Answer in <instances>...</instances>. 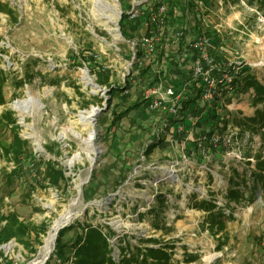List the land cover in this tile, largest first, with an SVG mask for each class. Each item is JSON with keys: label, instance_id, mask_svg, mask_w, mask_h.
Wrapping results in <instances>:
<instances>
[{"label": "rangeland", "instance_id": "1", "mask_svg": "<svg viewBox=\"0 0 264 264\" xmlns=\"http://www.w3.org/2000/svg\"><path fill=\"white\" fill-rule=\"evenodd\" d=\"M1 1L12 11L0 7V59L8 77L0 112H14L31 153L14 185L8 187L0 179V209L14 210L36 225L45 223L47 230L40 237L32 233L28 246L14 238L0 245V264H27L37 255L54 219L69 209L73 217L60 227L72 226L63 236L67 248L84 234L85 226H99L120 264L132 254L142 259L152 246L167 250L172 264H264V196L253 175L256 157L264 156V128L253 133L242 127L233 140L225 130L220 133L226 137L225 145H213L203 153L206 114L197 126L188 121L179 130L181 117L165 125V111L154 112L145 103L133 107L145 83L138 75L135 45L123 35L120 22L124 12L149 0ZM154 1L144 6L150 14ZM200 11L204 33L217 36L230 56L238 52L243 62L239 76L249 65L264 84V0H212ZM155 20L154 16L151 24ZM161 39L172 57L177 40L170 35L165 39L163 28L154 42ZM83 49L103 58L110 84L121 88L113 92L110 107L104 91L110 87L96 81V74L79 57ZM165 55L153 65L162 76L169 75ZM85 77L98 89L87 85ZM126 79L131 82L128 88ZM236 94L231 96L228 90L219 109L239 118L253 115L254 88ZM97 96L104 97L101 104L93 102ZM94 106L106 109L87 126L82 111ZM113 109L128 114L110 127L117 115ZM2 136L13 137L10 129ZM151 140L160 142L146 155ZM91 145L98 151H92ZM49 159L65 170L67 181L59 187L45 177ZM13 167V161H0L2 173ZM166 168L174 169L178 178L166 176ZM230 187L241 188L244 195L230 197ZM160 195L166 203L154 209ZM210 202L215 206L211 212L199 206ZM220 208L226 224L214 233L210 214H218ZM55 250L49 264H73V258L66 262L57 258ZM66 252L72 254L71 249ZM190 255L195 259H188Z\"/></svg>", "mask_w": 264, "mask_h": 264}, {"label": "trees", "instance_id": "2", "mask_svg": "<svg viewBox=\"0 0 264 264\" xmlns=\"http://www.w3.org/2000/svg\"><path fill=\"white\" fill-rule=\"evenodd\" d=\"M202 1L204 6L212 2V0ZM151 3L152 0H149L141 4L138 7L141 13L134 19H130L126 12L123 13L120 26L123 35L127 39H130V41L138 39V37L143 34V30H149L152 27H155V24H151V14L148 12V7H144L146 4L149 6ZM153 3V11H156L161 3H165L167 5V11L165 13V39H167L169 35L175 38L177 40L178 48L172 52L173 57H171V54L165 52L166 41L164 39H161V42L156 44L154 52L151 55L152 58L150 62L140 65L141 69L138 75L141 76L140 78H143L141 81L142 83H145V88L157 83L160 78H166L167 81L173 82L176 87H180L181 83L183 84L185 82L184 80H187L189 82L188 89L182 98L183 111L187 108L192 110L194 106H198L201 109L205 108L207 112L205 111L203 115L206 114L207 127L204 128V130L208 133V135L217 131L223 132L227 128L233 126H235L237 129L246 127L247 129L252 130L253 133L261 131L264 128V84L260 82L255 73L251 70V67H249V65L244 67V75L237 77L235 81L232 82V86L222 91L221 95L226 94L228 90H231V96H235L237 95V92L247 90L252 86L254 88L253 105L255 107L253 115L245 114L242 118L234 115H231L230 118L221 117L222 111L219 109V105L217 104L218 102L212 106L205 105L201 107L198 92H200L202 84H200L199 79L193 80L192 78L185 77V66L183 62L189 59V57L187 55L185 56L184 54V46L186 45L188 38L204 33L202 24V21L204 20V13L200 10H195L194 0H186L185 2L184 0H155ZM3 5L4 3L0 0V7L3 8L2 10L5 12L12 11L7 4L6 7ZM191 16L193 17V20H190ZM145 23H148V25H145ZM133 27L135 29H133ZM212 41L213 51L216 55V50L218 49V46L221 44V42L219 38L217 36L214 37L213 34ZM136 54V59H140L142 52L137 46ZM165 54H169L168 56L172 58V61L168 67L169 75L167 76L165 73V76L163 77L161 76L162 71L156 73L153 69V65L154 63H157L156 61ZM79 57H82V60L89 65L90 70L96 74V81L99 84L110 87V90L107 91V103L110 107L112 105V99L114 96L113 92L119 87H117V85L114 87L112 84H110L111 76L109 73H107V69L103 65V58L99 57V54L95 51L87 49L81 50ZM7 79L8 77L6 71L2 68L0 59V106L6 102L4 86L7 82ZM130 86L131 82L126 79L125 88ZM139 99L140 101L136 102L133 107L137 108L144 103L147 105L143 91L139 95ZM103 100V96H97V99L93 102L95 104H101ZM260 103L262 106H259ZM211 111H214V113L211 114ZM113 112L117 113L116 109H113ZM126 114H128V111L119 112L117 115H114L109 126L112 127L115 125ZM169 120L173 123L177 120V118L169 116ZM8 129L11 130L13 135L11 140H8L2 136ZM19 129L20 124L17 122V117L12 110L7 109L0 112V161L6 158L9 161L14 162V167L12 169L5 170L3 173L0 171V179H5L6 186L8 187L14 185L16 179L20 175V170L24 168L26 160L31 153L30 142L28 139L21 136ZM262 138H264V132H262ZM159 142L160 140L157 142L155 140H151L145 150L146 155L152 153V151L158 146ZM45 162V177L49 178V184L59 187L62 181H67L65 170L62 166H60L59 162L52 159L46 160ZM253 175L260 183L264 196V156L258 155L256 157V167ZM235 183L233 185L237 186L238 183ZM228 195L230 197L240 198L244 195V192L241 188L236 187V189H234L232 187L229 189ZM163 197V195H160L158 204H156L154 209H162V204L166 203L165 200H163ZM1 201H4V196L1 197ZM199 206L205 207V209L210 210V212L215 207L211 202L201 203ZM220 210L221 212L218 211V214L214 212L210 214L209 225L213 229L214 233L223 230L226 224V220L224 219L223 215L224 211L222 208H220ZM71 227L72 226H65L59 230L55 246L56 250L54 252L57 255V258L64 262L73 258V264H120L113 259L111 255L112 249L110 248L107 238L103 235V232L99 226L90 224L85 226L84 234L81 233L77 240H75L71 246L67 248V245L63 241V236ZM46 230L47 228L45 223L36 225L21 219L19 214L14 210H9L8 212L4 213L0 209V245L5 244L14 238L20 243L28 246V237L32 233H35L36 237H40V234L46 233ZM150 240L153 241L156 239L150 238ZM66 249H71L72 254H67ZM0 254L3 255V252L0 251ZM170 257L171 254L163 247L156 248L152 246L147 247V253L142 259L139 260L138 256L135 257V254H132L130 257L124 256L123 262L121 264H172ZM188 259H195V256L190 255V258ZM47 264H49V261H47Z\"/></svg>", "mask_w": 264, "mask_h": 264}, {"label": "built area", "instance_id": "3", "mask_svg": "<svg viewBox=\"0 0 264 264\" xmlns=\"http://www.w3.org/2000/svg\"><path fill=\"white\" fill-rule=\"evenodd\" d=\"M185 1L186 0H184V2ZM194 4V8L196 11L203 9L204 7L202 0H194ZM166 11L167 5L165 3H161L156 11L152 10L151 22L152 18H154L155 16V27H152L151 29L146 31L148 33L144 32L143 34H141L137 40L131 41L135 45V56H137L136 46L142 52L140 59H137L139 65L144 64L148 57L153 54L156 46V43L154 42V40L156 39V34H158L162 30V28L163 32L165 31ZM126 13L128 14L130 19H134L141 12L138 7H133V9L129 10L128 12L126 11ZM190 20H193L192 16L190 17ZM146 24L148 25V23ZM139 42L141 44H139ZM144 51H146L150 55L145 54ZM216 52L217 54L215 55L213 51L212 36L206 33H201L199 35L188 38V41L184 46V54L185 56L187 55L189 57V59L183 62L185 66L184 74L186 78L200 80V84L202 85L200 92H198V97L201 107L205 105L212 106L217 102V104H219L222 100V96L224 98L227 97L226 94L221 95L222 91L225 90L224 88H230L232 86V82H234L240 74V68L243 62L242 59H240V56L236 55L238 52H235L234 56H230L228 49L224 43H221L218 46ZM167 57L169 58V61L171 63L172 58H170L168 55ZM184 81L185 82L183 84L181 83L180 87H176L173 82L167 81L166 78H160L157 83L146 87L143 91L144 97L147 100L146 103L150 110L154 112L163 110L166 112V119L168 121L165 123V125L170 123L169 116L175 117L177 118V120L178 117H181L179 119V122H181L179 124V130L181 128L184 130V127L185 125H187L188 121L192 123L194 127L197 126V122L201 119L203 113H205L206 111L205 108L201 109L198 106H194L192 110L190 108H187L183 111L182 98L184 97L189 85V82L187 80ZM225 105L228 104L225 103ZM221 111V117H231V114H229V112L227 114L228 110H226L225 108H223V110ZM226 130L229 131V134L233 140L236 137V132H238L237 128L233 126L227 128ZM187 131H189V129ZM224 131L213 132L210 135H208V133L204 131L205 135L203 136V139L205 140V148L203 149V153L206 151L205 149L212 147L213 145H225V142L223 140L226 137L223 136L224 134H220L224 133Z\"/></svg>", "mask_w": 264, "mask_h": 264}, {"label": "bare ground", "instance_id": "4", "mask_svg": "<svg viewBox=\"0 0 264 264\" xmlns=\"http://www.w3.org/2000/svg\"><path fill=\"white\" fill-rule=\"evenodd\" d=\"M109 19L111 21H113V22H116L111 17ZM115 39H118V35L115 36ZM85 83L87 85L93 86V88H95V89H98V86L89 77H85ZM15 106L17 107V109L19 111L21 110L23 114L25 113V110L23 109V107L21 105L16 103ZM98 113H99L98 109L95 106L91 107L90 109H86V110L82 111V116L86 119L87 126L88 125L90 126L92 124V122L95 121ZM90 133H91L90 136H92L94 131L91 130ZM80 137H82V136L80 135ZM84 139L86 141V138H84ZM91 146H92L91 147L92 151H94V152L98 151L97 146H95V145H91ZM92 160H93V157H92ZM165 171H166L165 172L166 176H170V177L174 178L175 180H176V178H178V175L176 174L174 169L166 168ZM47 206L52 207L53 206V202H49L47 204ZM72 217H73V213L69 209V210H66V212H64V213H61L58 217H56L54 219V221H53V223H52L47 235L44 238V241H43L42 245L39 248V251H38L37 255L33 259H31L27 264H46L47 263V261L49 260L50 255H51V253L53 251V246H54V244L56 242V237H57V234H58V231H59L60 227L64 223L68 222Z\"/></svg>", "mask_w": 264, "mask_h": 264}, {"label": "water", "instance_id": "5", "mask_svg": "<svg viewBox=\"0 0 264 264\" xmlns=\"http://www.w3.org/2000/svg\"><path fill=\"white\" fill-rule=\"evenodd\" d=\"M110 89H104V91L106 92V91H109ZM106 98V100L108 99V96H106L105 97ZM97 109H98V112H100V111H102V110H104V109H106V106L105 107H97ZM56 239H57V237H56ZM55 245H56V242H55V244H54V246H53V250L55 249Z\"/></svg>", "mask_w": 264, "mask_h": 264}, {"label": "crops", "instance_id": "6", "mask_svg": "<svg viewBox=\"0 0 264 264\" xmlns=\"http://www.w3.org/2000/svg\"><path fill=\"white\" fill-rule=\"evenodd\" d=\"M243 113H245V112H243ZM173 118H175V117H173ZM177 123V122H176Z\"/></svg>", "mask_w": 264, "mask_h": 264}]
</instances>
